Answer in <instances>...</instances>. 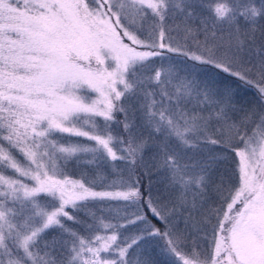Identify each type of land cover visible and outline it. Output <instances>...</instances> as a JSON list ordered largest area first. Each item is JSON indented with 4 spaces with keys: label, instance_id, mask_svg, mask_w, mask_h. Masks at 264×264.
I'll use <instances>...</instances> for the list:
<instances>
[{
    "label": "snow or ice",
    "instance_id": "snow-or-ice-1",
    "mask_svg": "<svg viewBox=\"0 0 264 264\" xmlns=\"http://www.w3.org/2000/svg\"><path fill=\"white\" fill-rule=\"evenodd\" d=\"M0 264H264V0H0Z\"/></svg>",
    "mask_w": 264,
    "mask_h": 264
}]
</instances>
